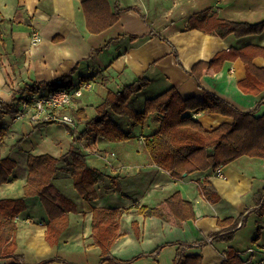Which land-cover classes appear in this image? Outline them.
Segmentation results:
<instances>
[{
    "label": "crops",
    "instance_id": "obj_1",
    "mask_svg": "<svg viewBox=\"0 0 264 264\" xmlns=\"http://www.w3.org/2000/svg\"><path fill=\"white\" fill-rule=\"evenodd\" d=\"M84 1L0 0V100L14 101L15 95L20 100L27 94V91L20 94V90L64 75L72 74L76 85L87 78L83 83L93 85V89L86 90L83 96L74 98L61 110V113L71 114L77 121L75 128L82 131L88 119L96 115V107L109 90L119 91L144 77L148 84L127 102L136 112L144 111L147 100L171 87L184 99L202 98L207 90L240 110L264 112V105L259 106L264 90L254 95L239 87V81L247 74L240 57L226 59L219 71L204 70L199 81L191 74L196 63L210 61L222 50L248 45L264 47V31L221 36L189 28L191 17L202 12L225 20L260 22L264 20V0H107L111 13H116L117 8L126 10L119 14L116 24L97 34L88 28ZM133 6L139 11L128 9ZM33 29L41 33V42L32 41ZM254 63L264 68V57L257 56ZM76 111H83L87 118L77 119ZM187 113L193 114L207 129L232 121L217 113ZM111 117L133 137L125 141L99 138L95 145L87 147L84 141L74 142L67 125L28 118L13 121L9 141H6L14 144L20 140V147L9 149L2 156L9 154L17 161V166L11 181L0 185V198L24 195L30 153L60 157L72 144L83 147L89 167L101 169L108 176L94 186L99 196L87 201L79 195L70 173L60 171L56 175L51 191L68 196L78 209L70 212L71 224L55 246L46 240L49 216L40 198H26L27 209L17 217L16 250L25 263L57 258L59 262L54 264L65 261L98 264L100 247H86L93 243L94 208L133 207L124 212L120 221L123 236L111 250L112 255L125 264H175L177 256L183 253H200L203 264H223L231 247L244 264H260L264 257V216L256 210L258 198L262 199L257 193L264 189L263 158L243 155L218 169L194 171L175 178L170 171L158 166L146 151L145 138L158 127L153 115L138 125L115 113H111ZM109 177L117 179L119 190L106 189L111 185ZM206 179L211 180L220 196L216 202L207 200L201 192L199 182ZM175 193L192 204L194 218L180 220L168 207L166 200ZM141 206L162 207L165 216L141 214L136 211V207ZM227 218L238 219V224L218 223ZM259 225L263 230L255 242ZM229 232L233 233V238L223 240ZM161 246L160 252L155 254ZM252 247L255 252L250 251ZM13 261L3 258L0 264Z\"/></svg>",
    "mask_w": 264,
    "mask_h": 264
},
{
    "label": "trees",
    "instance_id": "obj_2",
    "mask_svg": "<svg viewBox=\"0 0 264 264\" xmlns=\"http://www.w3.org/2000/svg\"><path fill=\"white\" fill-rule=\"evenodd\" d=\"M83 8L88 28L95 34L116 24L119 21V14L126 10L117 8L116 13H111L107 0H86ZM128 9L139 11V8L135 6ZM189 28L216 32L221 36L230 33L243 36L263 32L264 20L257 23L232 21L218 18L215 14L209 15L208 12H202L191 17ZM175 53L177 55L176 50ZM257 56L264 57V47L248 45L240 49L222 50L212 60L196 63L191 74L199 81L204 70L213 68L219 71L226 59L240 57L245 63L247 74L239 81V87L247 94L260 95L264 90V68L254 63ZM85 81L87 78L81 79L80 84ZM147 84L148 80L143 77L119 91L109 90L103 102L96 107V115L88 119L82 131L68 128L74 142L84 141L87 147H92L99 138L111 141L129 140L133 137L131 132L123 130L118 121L111 117V113L128 117L135 125L144 124L149 116L153 115L158 122V127L156 132L146 136V151L158 166L170 171L175 178H183L184 175L194 171L218 169L243 155L264 159V112L258 114L259 109L240 110L207 90L204 91L202 98L184 99L175 87L147 100L144 111L136 112L128 106L127 102L135 92L143 89ZM76 87L72 74H69L55 80L34 83L20 90V94L27 91L26 96L20 97V100L16 95L14 101L11 102L0 100V150L7 146L6 138L9 137L11 128L8 116L14 117L20 111L21 100L32 94L48 95L60 88L73 90ZM260 105H264V98L259 101ZM188 111L222 114L232 118V121H225L213 129H207L193 114H188ZM74 114L77 119L87 118L83 111H76ZM20 142V140L16 141L10 149L20 147ZM62 162L63 165H61ZM16 166L17 161L9 154L0 156V185L11 181ZM28 168L24 195L16 198H0V258H12L14 261L10 264H29L25 263L22 255L16 253L18 248L17 217L27 209V197L38 196L40 198L49 216L46 240L51 246H55L60 243L64 232L71 224L70 212L78 209L74 200L68 196L60 198L51 191L50 185L56 175L60 171L70 173L79 195L87 201L99 196L94 186L104 182L108 177L101 169L87 165V153L82 146L76 144H72L70 150L60 157L48 153H30ZM109 180L111 185L106 189H120L116 178L109 177ZM199 186L207 200L216 202L220 199L210 179L200 181ZM258 195H262V199L258 198L259 207L256 212L264 216V189L259 191ZM166 204L180 220L195 217L192 204L183 200L179 193L169 197ZM130 208H94L91 235L93 243L87 244L86 247H100L101 259L98 264H125V261L113 256L111 250L123 236L120 221L124 212L130 211ZM136 211L146 216H165L162 207L141 206L136 207ZM238 221V219L227 218L219 220L218 223L236 226ZM257 230L255 242L261 237L263 226L259 225ZM233 236V233L229 232L222 238L229 241ZM161 248L162 246L154 253L160 252ZM55 262H59L57 258L33 264H54ZM62 264L77 263L63 262ZM175 264H203V256L200 253L179 254ZM223 264H244V262L239 253L231 247L227 251Z\"/></svg>",
    "mask_w": 264,
    "mask_h": 264
},
{
    "label": "built area",
    "instance_id": "obj_3",
    "mask_svg": "<svg viewBox=\"0 0 264 264\" xmlns=\"http://www.w3.org/2000/svg\"><path fill=\"white\" fill-rule=\"evenodd\" d=\"M31 39L35 43L41 42L42 35L37 29H33L31 31ZM92 89L93 85L82 83L77 85L73 90L60 88L48 95H29L20 101L21 109L14 115L13 121H22L28 118L35 122L40 120L54 121L67 125L70 128H75L77 123L75 118L71 114L61 113V110L69 106L74 98L81 97L86 90L90 91ZM250 251L255 252L256 250L252 247ZM260 264H264V257L261 259Z\"/></svg>",
    "mask_w": 264,
    "mask_h": 264
},
{
    "label": "rangeland",
    "instance_id": "obj_4",
    "mask_svg": "<svg viewBox=\"0 0 264 264\" xmlns=\"http://www.w3.org/2000/svg\"><path fill=\"white\" fill-rule=\"evenodd\" d=\"M67 110H68V109H67ZM67 110H66V111H67ZM8 121H9L10 127L13 126V125H12V123H13V117H9V116H8ZM19 123H20V122H19ZM16 124H17V123H16ZM9 135H10V134H9ZM10 138H11V137H10ZM6 139H7V138H6ZM8 139H9V138H8ZM8 139H7V140H8ZM8 141H9V140H8ZM8 141H6L7 146L5 147V149L1 151V156H2L3 154H6V153L9 151V149H10L9 147H10L11 145H13L11 142H8ZM58 196L61 198V197L63 196V194H60V195H58ZM0 259H3V258H0ZM10 259H12V258H10ZM65 262H66V261H65Z\"/></svg>",
    "mask_w": 264,
    "mask_h": 264
}]
</instances>
